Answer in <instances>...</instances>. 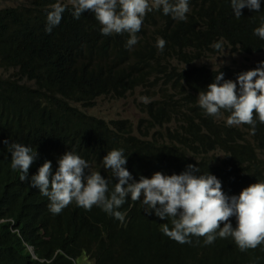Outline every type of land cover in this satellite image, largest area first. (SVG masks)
I'll use <instances>...</instances> for the list:
<instances>
[{
  "label": "trees",
  "instance_id": "obj_1",
  "mask_svg": "<svg viewBox=\"0 0 264 264\" xmlns=\"http://www.w3.org/2000/svg\"><path fill=\"white\" fill-rule=\"evenodd\" d=\"M57 2L66 10L48 33L47 14ZM188 3L184 21L162 9L147 12L130 49L129 33L105 36L91 11L77 20L71 4L61 0L0 9V67L15 72L0 76V264H264V243L241 251L230 236L217 235L209 245L205 237L191 236L185 244L170 239L161 231L162 223L172 227L170 218L149 214L142 198H126L117 209L123 220L75 201L53 214L49 199L31 187L45 161L55 172L58 158L73 151L88 162L85 175L96 171L108 180L110 193L118 179L102 161L113 149L123 150L137 181L195 165V175H215L229 198L264 182V123L254 114L253 134L252 125L228 126V111L210 116L198 105L199 92L219 72L237 81L264 62L218 68L200 63L223 49L264 56V39L254 34L264 22V0L260 11L245 7L239 18L231 0ZM157 37L166 41L162 51ZM221 40L222 49L212 47ZM158 85L159 98L141 104L138 133L127 119L107 121L74 105L92 107L101 97L122 99L138 87ZM5 140L38 153L28 180L11 168ZM230 222L235 228L236 218Z\"/></svg>",
  "mask_w": 264,
  "mask_h": 264
},
{
  "label": "clouds",
  "instance_id": "obj_2",
  "mask_svg": "<svg viewBox=\"0 0 264 264\" xmlns=\"http://www.w3.org/2000/svg\"><path fill=\"white\" fill-rule=\"evenodd\" d=\"M70 3L74 9L73 17L77 20L84 12L91 11L100 23L103 35L129 33L126 43L129 49L138 43L136 34L141 31L147 12L162 9L164 15H171L174 20L180 21L186 20V13L189 12L188 0H151V4L149 0H70ZM231 7L239 18L245 7L254 12L260 11L261 0H231ZM65 10L59 2L51 6L47 14L48 33L61 23ZM254 34L264 39V22L254 29ZM165 44L163 38L157 37L159 50L162 51ZM212 47L222 49L223 41L214 43ZM140 99L149 103L147 97ZM198 105L210 116H219L221 109L228 111V126L252 125L254 134V114L259 122L264 123V62H260L255 69L238 74L237 81L226 80L224 73L219 72L215 82L199 92ZM4 143L11 154V168L23 173L20 177L22 181L28 180L30 166L38 153L18 142L5 140ZM102 162L113 178L118 179L110 193L108 180L96 171L90 170L85 175V169H90V166L73 151L58 158L55 172L52 162L45 161L38 173L31 177V187L37 188L49 199V210L53 214L61 213L75 201L86 210L99 206L116 219L123 220L122 213L117 209L130 195L133 201L142 198L149 214L154 211L161 220L170 218L172 227L162 223L161 231L180 244L191 243L190 237L196 236L205 237L204 243L209 245L217 239V235L219 238L232 237L241 251L255 249L264 243V182L253 183L244 188L239 196L229 198L215 175H195L200 171L195 165H188L182 174L155 172L151 178L141 176L137 181L125 167L127 158L122 149L110 150ZM231 217L236 218L235 228L230 222Z\"/></svg>",
  "mask_w": 264,
  "mask_h": 264
},
{
  "label": "rangeland",
  "instance_id": "obj_3",
  "mask_svg": "<svg viewBox=\"0 0 264 264\" xmlns=\"http://www.w3.org/2000/svg\"><path fill=\"white\" fill-rule=\"evenodd\" d=\"M68 4L70 0H63ZM33 0H0V9L16 8L27 6ZM151 4V0H149ZM263 55H245L240 52H232L229 49H223L221 53L210 54L202 58L200 63L208 64L213 68L223 65L232 66H252L255 62L263 59ZM177 63V62H175ZM15 73L14 70H7L0 67V76H8ZM160 96V85L155 87H138L135 91L126 95L125 98L117 99L111 96L101 97L96 100L94 106L84 107L82 104L74 105L98 118L110 120L127 119L135 126V132L138 133L136 125L143 117L141 112V97L158 99Z\"/></svg>",
  "mask_w": 264,
  "mask_h": 264
},
{
  "label": "bare ground",
  "instance_id": "obj_4",
  "mask_svg": "<svg viewBox=\"0 0 264 264\" xmlns=\"http://www.w3.org/2000/svg\"><path fill=\"white\" fill-rule=\"evenodd\" d=\"M36 258V257H35Z\"/></svg>",
  "mask_w": 264,
  "mask_h": 264
}]
</instances>
